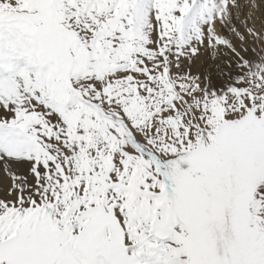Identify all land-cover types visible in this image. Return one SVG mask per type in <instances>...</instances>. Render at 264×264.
<instances>
[{"label":"snow or ice","instance_id":"1","mask_svg":"<svg viewBox=\"0 0 264 264\" xmlns=\"http://www.w3.org/2000/svg\"><path fill=\"white\" fill-rule=\"evenodd\" d=\"M0 264H264V0H0Z\"/></svg>","mask_w":264,"mask_h":264}]
</instances>
